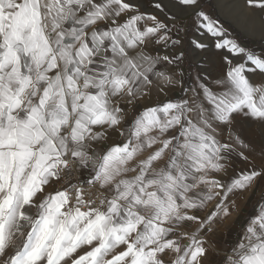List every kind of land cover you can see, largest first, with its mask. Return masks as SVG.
<instances>
[{
  "label": "snow or ice",
  "instance_id": "1",
  "mask_svg": "<svg viewBox=\"0 0 264 264\" xmlns=\"http://www.w3.org/2000/svg\"><path fill=\"white\" fill-rule=\"evenodd\" d=\"M0 264H264V0H0Z\"/></svg>",
  "mask_w": 264,
  "mask_h": 264
},
{
  "label": "crops",
  "instance_id": "2",
  "mask_svg": "<svg viewBox=\"0 0 264 264\" xmlns=\"http://www.w3.org/2000/svg\"><path fill=\"white\" fill-rule=\"evenodd\" d=\"M197 36V33L195 32V30L191 31L188 36L185 37V45L188 46V42L192 39H195ZM253 200H249L248 201V211L252 210V204H253ZM242 222V220H241ZM239 223V222H238ZM236 238V229H232L230 233H226L225 235L221 236L220 234H217L216 239L218 240V242L221 245H225V244H229L234 242Z\"/></svg>",
  "mask_w": 264,
  "mask_h": 264
},
{
  "label": "rangeland",
  "instance_id": "3",
  "mask_svg": "<svg viewBox=\"0 0 264 264\" xmlns=\"http://www.w3.org/2000/svg\"><path fill=\"white\" fill-rule=\"evenodd\" d=\"M256 43H257V46H258V43H259V37L256 38Z\"/></svg>",
  "mask_w": 264,
  "mask_h": 264
}]
</instances>
